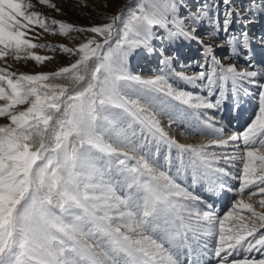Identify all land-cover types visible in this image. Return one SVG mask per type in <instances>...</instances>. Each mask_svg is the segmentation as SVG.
Returning <instances> with one entry per match:
<instances>
[{
	"label": "snow or ice",
	"instance_id": "1",
	"mask_svg": "<svg viewBox=\"0 0 264 264\" xmlns=\"http://www.w3.org/2000/svg\"><path fill=\"white\" fill-rule=\"evenodd\" d=\"M222 2L223 22L213 14L217 36L229 32L234 15H243L231 0ZM31 7L23 0H0V58L41 64L52 57L33 49L59 48L76 59L37 74L0 68V118L8 120L0 125V264H185L184 250L191 256L193 243L209 250L206 237H215L209 254L216 264H264V258H236L254 251L264 256V213L239 200L218 218L202 210L203 198L190 191L202 182L209 192L233 191L224 179L231 173L220 162L239 160L235 192L254 188L250 198L264 195V83L254 118L242 134L224 138L207 110H220L230 94L248 93L243 83H256L258 72L225 65L215 54L222 45L196 34L207 8L181 15L178 0H137L103 23L77 27L53 19L50 27L40 13L26 11ZM57 27L64 37L85 34L83 42H33L36 28L55 33ZM156 27L170 42L183 38L201 45L198 71H177L175 53L150 77L130 71L129 57L140 48L151 50ZM225 43L247 58L252 38L244 30ZM60 77L73 86L49 82ZM161 117L168 127L183 126L185 136L215 138L179 143ZM241 139L242 149L210 150ZM259 204L264 208V198ZM245 210L251 215H240Z\"/></svg>",
	"mask_w": 264,
	"mask_h": 264
},
{
	"label": "rangeland",
	"instance_id": "2",
	"mask_svg": "<svg viewBox=\"0 0 264 264\" xmlns=\"http://www.w3.org/2000/svg\"><path fill=\"white\" fill-rule=\"evenodd\" d=\"M23 2L25 4L31 3L32 7L26 9V11L40 13L42 17L46 18L50 27L51 20L53 19L72 23L74 26L80 27L106 22L109 15L135 5L137 0H83V2H81V0H48L47 4H41L39 0H23ZM178 2L182 5L180 9L181 15L189 12L195 13L201 6L207 8V16H205L203 21L198 25L196 34L204 38L206 43H212L214 46L222 45L220 47H215V54L225 65L236 64L238 70H255L258 72L257 77L254 78L256 83H243V87L249 89L248 93L241 91L239 96L235 98L230 94L229 98L222 104L220 110L216 112L207 110L211 116L215 117V127L223 128L222 136L224 138L231 135H240L258 112L259 91L261 90L259 84L264 83V13L260 11L261 7H264V5H262L261 0H231V6L238 12H242L243 15H234L232 17L229 32H220L217 36L216 33L212 31L213 22L215 21L213 14H218L219 22H223L224 13L227 9L222 0H178ZM50 4L56 5V8L49 7ZM216 4L219 5L218 8L214 7ZM105 5H107V7H105ZM57 9H59V11H57ZM216 27H219V23L216 24ZM244 30H247L252 38L251 51L247 58H245L244 55H235L231 48L225 43L228 35H239ZM153 32L155 36L151 41V50L146 51L140 48L129 57L130 71L133 74L145 78L154 75L161 66V60L171 56L173 53L176 54V59L172 63L177 71L191 74L199 70L198 65L203 61L200 44L183 38H178L170 42L166 38L165 30L159 27L154 28ZM35 33H39V36L33 41L35 43L46 45L66 44L69 47H75L77 44L83 42L85 35L79 32H73L70 33L68 37H64L59 34L58 27L55 33L51 31L45 32L42 29L36 28L30 35H35ZM208 34H211L213 38L209 39ZM32 51L39 55L50 56L52 59L37 64L31 59H21L17 61L9 55L0 58V68H6L8 71L15 72L17 75L37 74L40 72L57 71L61 67L69 66L71 63L75 62L76 59L74 56L62 53L59 48H56L54 51L47 48H37ZM49 82L63 84L69 88L73 86V82L64 77L54 78ZM179 86L187 87V85L184 84H180ZM188 90L193 92L198 91V89L192 88H188ZM3 103L4 101H0V104ZM237 104L238 107L236 106ZM24 107H26V105L17 106L18 109H23ZM236 109L242 110V113L244 112L248 116L241 126H237L235 122ZM161 120L166 130L169 132V135L176 138L178 142L182 144H208L215 138L212 136L192 134L185 136L182 134L186 131L183 126L174 125L168 127L167 119L161 117ZM7 122V117L0 118V125ZM238 146L242 149V139L231 142L226 149L213 148L210 150L217 153L225 151L232 152L237 150ZM220 166L225 167L231 173V176L225 177L224 179L233 191H224L222 192L223 195L219 198L213 197V192L208 191L207 182H202L195 188H190V191H192L194 195L203 198L204 204L201 205L202 210H211L216 217L222 218L224 214L232 209L234 203L243 200L245 203L252 204L256 212L264 213V208L259 204V200L264 198V195L257 194L251 196V198L249 196V193L251 191H256V189L245 190L242 194H237L235 192L239 186V180L235 177L239 175L242 169L241 162L236 160L232 162V165H229L221 160ZM117 194L123 195L124 193L118 191ZM212 197L214 199H212ZM240 215L247 217L250 216L251 213L245 210L241 212ZM261 231H264V229ZM204 239L209 244V250L205 251L202 244L197 246V244L193 243L191 256L187 255V249L184 250L186 253L184 256L185 264H188L189 260L193 262L199 261V264H216L214 256L209 254L214 244L215 237H206ZM245 255L255 259L264 258V256L255 251L251 253L241 252L236 258L242 259Z\"/></svg>",
	"mask_w": 264,
	"mask_h": 264
},
{
	"label": "bare ground",
	"instance_id": "3",
	"mask_svg": "<svg viewBox=\"0 0 264 264\" xmlns=\"http://www.w3.org/2000/svg\"><path fill=\"white\" fill-rule=\"evenodd\" d=\"M235 113H236V120H235L236 125L241 126L243 124L244 120H246L248 118V116L244 112L242 113V110H240V109H236ZM221 195H223L222 192H214L212 196L220 198ZM213 197H212V199H214Z\"/></svg>",
	"mask_w": 264,
	"mask_h": 264
}]
</instances>
